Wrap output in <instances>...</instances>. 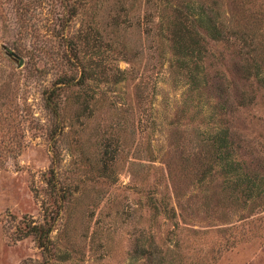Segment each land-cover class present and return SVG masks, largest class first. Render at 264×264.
Returning a JSON list of instances; mask_svg holds the SVG:
<instances>
[{"label": "rangeland", "instance_id": "rangeland-1", "mask_svg": "<svg viewBox=\"0 0 264 264\" xmlns=\"http://www.w3.org/2000/svg\"><path fill=\"white\" fill-rule=\"evenodd\" d=\"M73 1L0 0V264H149L135 253L140 231L154 237L162 264H264V0H80L69 22ZM202 9L242 40L206 39V86L195 90L166 29L178 11ZM79 31L96 76L62 93L55 118L43 92L78 75ZM255 63L262 80L244 75ZM77 93L94 97L88 110ZM217 103L251 175L238 191L222 167L201 182L206 167L195 161ZM247 185L253 194L241 193ZM149 194L176 216L157 214ZM63 198L43 251L27 232Z\"/></svg>", "mask_w": 264, "mask_h": 264}, {"label": "trees", "instance_id": "trees-1", "mask_svg": "<svg viewBox=\"0 0 264 264\" xmlns=\"http://www.w3.org/2000/svg\"><path fill=\"white\" fill-rule=\"evenodd\" d=\"M80 0L73 1L69 4L70 21L78 16L80 8H83ZM118 25V24H117ZM168 36L167 42L171 45L172 55L175 62V67L180 73L186 77L190 82L193 89L198 90L204 85L206 86L207 74L203 67V59L207 56L208 50L206 48V39L219 42L225 41L229 34H232L235 39H240L238 33L235 30L227 31L225 26L220 22L217 13L214 11H206L204 9L201 12L183 13L178 11L169 27L166 29ZM74 35L75 41L72 44L71 51L73 53V59L76 60V67L78 75L64 74L58 77L50 86L46 87L43 92V100L45 108L50 112L52 116L58 118L61 111V97L64 91L77 89L85 90L88 87L89 81L96 76L89 64H86L82 52L88 50V33L84 34V31L76 32ZM203 33V34H202ZM205 35V36H203ZM247 47V45H246ZM248 54L257 50H251L250 46ZM254 63V62H253ZM254 69V70H252ZM104 74V73H102ZM261 72L256 63L254 68L249 66L245 69L244 75L248 79L249 77H255L258 80H262ZM74 103L78 105V108H82L84 111L90 108L93 96H83L82 93H77L73 96ZM225 104L217 103L210 116V121L214 125V132L204 140L201 146L200 152L195 155L196 165L198 171L200 168L206 167L201 171L200 181H205L213 172L214 166L222 167L225 170L226 175L237 179L234 190L238 191L241 187V182L251 177L248 173H242V166L234 153L236 146L234 133L226 126L221 117L225 114ZM213 164V165H212ZM53 177H56V172L53 169L51 172ZM48 185L56 190V183L52 180H48ZM253 186H246L241 192L242 194H253ZM58 195V194H57ZM155 195H147L149 206L156 211L157 214L168 215L169 219H173L176 216V212L173 206L169 203L165 197L155 198ZM70 202V198H63L59 202V207L56 209V213L52 210L48 215V210L45 209V223L41 225H33L27 232L28 235H33L39 246L43 251H48L52 244L51 234L54 232V226L60 218V212L62 211V203ZM50 217V224L48 219ZM167 217V216H166ZM158 245L155 242L153 236H148L144 231H140L139 237L135 240V253L138 258L145 259L149 264H162V256L158 254Z\"/></svg>", "mask_w": 264, "mask_h": 264}, {"label": "water", "instance_id": "water-1", "mask_svg": "<svg viewBox=\"0 0 264 264\" xmlns=\"http://www.w3.org/2000/svg\"><path fill=\"white\" fill-rule=\"evenodd\" d=\"M12 57L16 58L19 61V66L22 67L24 65V59L19 56L18 54L12 52L11 53Z\"/></svg>", "mask_w": 264, "mask_h": 264}]
</instances>
